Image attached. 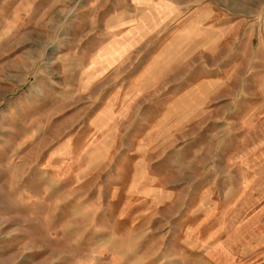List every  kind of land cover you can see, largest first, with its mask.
<instances>
[{
    "label": "rangeland",
    "instance_id": "374dc122",
    "mask_svg": "<svg viewBox=\"0 0 264 264\" xmlns=\"http://www.w3.org/2000/svg\"><path fill=\"white\" fill-rule=\"evenodd\" d=\"M0 264H264V0H0Z\"/></svg>",
    "mask_w": 264,
    "mask_h": 264
}]
</instances>
